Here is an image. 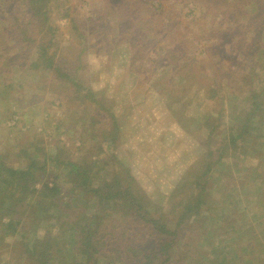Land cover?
I'll list each match as a JSON object with an SVG mask.
<instances>
[{"label": "trees", "instance_id": "obj_1", "mask_svg": "<svg viewBox=\"0 0 264 264\" xmlns=\"http://www.w3.org/2000/svg\"><path fill=\"white\" fill-rule=\"evenodd\" d=\"M51 1L56 2L55 0H10L9 2L12 3L6 4L1 14L5 20L8 18L9 25H1V28L6 30L5 33L10 40L16 41L23 50L17 55L31 57V66L43 71L52 69L59 81L68 83L61 89L60 94L66 97L70 106L67 117L76 115V120L72 123L74 125L84 119L79 112L81 106L92 112L96 110L94 103L99 110L104 111L110 110L112 104L91 86L90 81L77 77L76 68L72 64L66 60L61 62V51H65L67 47L58 45L55 33L57 26L53 24L52 17L50 20L49 15L53 10ZM204 2V6L215 14L214 17L226 14L232 15L238 20L237 22H240L239 19L242 21L237 32L231 26L223 29L216 28L214 35L218 38L217 44L216 41L212 42L208 52V58L214 56L212 63L217 70L216 73H226L223 76L225 79L231 75L228 71H223L226 70L225 62L228 58L232 59V62L240 58L237 62L241 63L242 60L246 64L242 83L236 91L229 90L225 99L228 102L229 113L233 117L232 122L226 124L222 120L224 117L222 108L219 111L207 109L204 111L205 114L197 112L195 120L186 114L188 106L205 104L207 100H223L226 91L225 87H222L224 81L215 82L213 89L207 86L206 89L203 88L204 83L198 74L200 72L198 63L188 58L186 53L180 51V48L171 51L167 47L162 49V54L168 56L173 62L172 65L160 68L168 69L176 74L171 78L167 75V79L155 81V83L151 82L152 78L147 80L152 86L158 88L156 93L159 99L166 100H164L166 103L162 101L163 111L156 117L163 116V123L171 113L169 116L174 119H171V123L168 124L176 123L179 129L198 143V148L196 151L193 150L191 155H181L177 161L178 164H174L177 165L174 169L178 170V175L168 191L158 195V199H163L162 203L154 200L155 197L146 191L134 174L132 166L125 160L118 159L117 150L121 143L116 122L111 129H104L102 124L99 125L94 121L88 122L87 128L89 136H92L89 130L90 125L95 131H99L100 151L105 146L109 148L113 145V151L107 155L108 161H104L107 166L114 165L115 169L112 171H109L108 167L106 169L99 167L97 165L99 161L85 156V160L79 162L64 160L59 155L55 158L50 156L44 158V161L52 159L56 164L65 166L67 172L64 180H58L59 177H57L55 181L49 182L45 177L42 178V172L46 170L45 163L39 166L40 162L34 160L38 154L36 157L32 156L27 167L26 165L22 167L19 164L5 162L0 153V173L1 170L5 173L2 178L0 177V182L4 184L0 187V221L6 216L9 217L8 226L12 231H17V228L26 223L24 214L29 206H32L29 209L31 213H35L36 210L46 213L43 217L47 227L49 226L47 234L34 233L25 237L23 241L22 255H25L29 263L56 264L52 261L60 256L61 264H169L173 257L183 260L184 254L180 251L184 247L188 248V251L193 249V242L176 246V243H180L178 235L186 227L187 220L195 219L190 224L191 227H196L199 221H202L208 228L213 226L221 232L227 229L235 232L229 227L234 226L232 214L233 211L239 210L240 202L249 204L253 201L251 210L254 211L262 206L264 208V193L260 194L258 191L260 188L264 190V132H262L264 131V68L263 72L258 73L254 65L257 57L256 48L261 46L264 51V0H205ZM250 7H253V10ZM250 30L257 32L256 37H246V33ZM84 36L85 34L80 38ZM223 42H231L230 53L223 51ZM84 51L85 43L83 51L79 50L77 53V60L82 59ZM215 52L218 55L213 54ZM180 55L184 56L185 62L178 60ZM134 59L142 60L143 56L137 55L133 57ZM137 62L138 60L134 61V63ZM184 67L188 71L182 74L180 71ZM173 78L178 79V81L175 79L177 83L171 80ZM184 89L187 91L185 94H188V98H184L182 106H179ZM203 89L204 91H201ZM200 93L202 98L200 97L201 100L198 101L196 98ZM194 99L195 103H193ZM238 107L243 108L242 113H232L233 110H238ZM89 116L97 117L98 121L102 122L101 114L90 113ZM159 123L160 121H157V124ZM205 128L209 133L206 138L202 133ZM222 128L224 132L220 138L212 135V133L219 134ZM164 129L163 136L166 135L167 128ZM80 139L83 140V136ZM104 142L108 143L103 144ZM237 149L249 153L245 157L242 155V159L233 163L239 174L240 187L241 185L245 187L246 195L250 191L256 195L251 199L245 197L243 199L237 192L235 200L231 202L224 199L222 195L209 193L206 185L213 177H217L214 175L215 169L228 154L227 150ZM246 149H252V151ZM41 150L42 148L37 147V151ZM256 153L261 154L262 157L258 158L256 163H249L258 156ZM155 155L160 160H165L168 156L163 145L158 147ZM86 161H88L87 164ZM110 161L111 164H109ZM170 166L172 167V163ZM244 170L246 173L243 172ZM37 178L39 181H36ZM218 178L219 176L216 180ZM36 183L40 185L36 186ZM219 184L216 182L214 188H218ZM28 197L33 198V203L28 200ZM92 197L96 198V202L100 204L101 213L82 214L86 209L83 200L92 199ZM215 204L224 211V217L220 223L216 216ZM248 207L249 205L244 210L248 211L246 209ZM171 216H173L172 221H175L173 228L169 226ZM199 217L206 218L207 222ZM41 218L42 216H39L40 220ZM254 218L256 221L263 222L264 211L256 214ZM245 221L250 223L252 219L245 216L238 226H243ZM133 225L137 227H132ZM140 225L147 229L144 230ZM255 227L256 225L252 227L253 235L251 232L250 235L244 233L238 235L236 239L232 238L231 245H235L236 248L233 259L225 260L222 256L208 253L206 263L253 264L252 260L245 257V253L255 248V242L257 244L259 232L255 231ZM200 237L201 235L197 236V238ZM149 238L156 240L157 249L156 247L143 249ZM258 249L259 254L256 253V256H263L264 242ZM259 262L264 264V259H260Z\"/></svg>", "mask_w": 264, "mask_h": 264}, {"label": "rangeland", "instance_id": "obj_2", "mask_svg": "<svg viewBox=\"0 0 264 264\" xmlns=\"http://www.w3.org/2000/svg\"><path fill=\"white\" fill-rule=\"evenodd\" d=\"M9 1L0 0V153L5 162L27 167L32 156L36 157L38 154L34 160L40 162L39 166L45 163L46 172H42V178L45 177L49 182L55 181L57 177H59L58 180H64L67 172L65 166L56 164L52 159L44 161V158L50 156L55 158L59 155L64 160L77 162L88 157L99 161L97 164L99 167L105 169L108 167V170L112 171L115 169L114 165L107 166L104 161H108L107 155L113 151V145L109 147L110 149L105 146L100 151L99 131H95L90 125L89 130L92 136H89L87 128L88 122L92 121L99 125L102 124L104 129L113 128L116 122L121 143L117 150L118 159H123L130 164L146 191L155 197L154 200L162 203L163 199H158V195H163L166 190L168 191L178 175V170H175L177 165L174 164H178L177 161L181 155H191L198 148V143L179 129L176 123L168 124L171 123V119H174L169 116L171 113L163 123V116L160 117L161 119L156 117L163 111L162 101L166 103V100L159 99L156 93L158 88L152 86L147 80L152 78L151 82L155 83L159 80L164 81L167 75L171 78L176 74L175 71L174 74L168 69L160 68L172 65L173 61L162 54V49H167V47L171 51L180 48V51L186 53L188 58L198 63L200 71L198 74L204 83L203 88L207 86L213 89L215 82L224 81L222 87H225L226 91L223 100H207L205 104L188 106L186 114L195 120L197 112L205 114L204 111L207 109L219 111L222 108L224 113L222 120L226 124L232 122L233 117L229 113L228 102L225 99H227L229 90L233 92L239 88L243 81L246 64L242 60L241 63L237 62L240 58L235 62L228 58L225 62L226 70L223 71H228L231 75L225 79L223 76L226 73H216L217 70L212 63L214 56L208 58V52H210L212 42L218 39L214 35L216 28L223 29L231 26L237 32L242 21L239 19L240 22H237L238 20L232 15L226 14L214 17L215 14L204 6L205 0L51 1L50 5L53 10L49 15L50 20L52 17L53 24L57 26L55 33L58 45L67 47L65 51H61V62L66 60L72 64L76 68L77 77L90 81L91 86L112 104L110 110L104 111L99 110L94 103L96 110L92 112L81 106L79 112L84 119L74 125L72 123L76 120V115L67 117L70 106L66 97L60 94L61 89L68 83L59 81L52 69L43 71L31 66V57L17 55L23 50L16 41L10 40L8 34L5 33L6 30L1 28V25H9L8 18L5 20L1 15L6 4L12 3ZM250 9L253 10V7ZM83 34L85 36L80 38ZM256 34V31L250 30L246 33V37H256ZM84 43L85 51L79 61L76 56L79 50L83 51ZM215 43L217 44V41ZM230 45L231 42H223V51L230 53ZM261 48L263 47L258 46L255 50L257 57L254 65L258 73L263 72L264 68V51ZM213 54L218 55L217 52ZM137 55L143 56V59H137L138 62L134 63L137 60H133V57ZM183 57V55L178 56V60L185 62ZM181 70L182 74L188 71L186 67ZM175 79L177 78L171 80L177 83L178 79L177 81ZM186 92V89L182 91L179 106H182L184 98H188ZM200 97L202 98L201 93L196 99L200 101ZM242 110V107H238V110H233L232 113H242ZM90 113L101 114L102 122L100 123L97 117L91 118ZM157 121L160 123L157 124ZM164 128H167V136H163ZM223 132L224 128L219 134L212 133V135L220 138ZM202 133L206 138L209 134L208 129L205 128ZM82 136L83 140L80 139ZM253 136L255 137L254 134ZM105 143L108 142L103 144ZM160 145L166 148L168 156L165 160L157 159L155 155ZM37 147L42 150L37 151ZM88 150L90 152H87ZM246 150L252 151V149ZM227 151L228 154L215 169L214 175L219 178L216 180L217 177H213L207 183L206 189L209 193L222 195L224 199L231 202L235 200L237 192L243 199L244 197L251 199L256 194L253 191H250L248 195L245 194L246 189L242 185L240 187L239 174L233 164L242 159V155L245 157L249 153L241 152L245 151L241 149ZM256 155L258 156L249 163H256L258 158L262 157L261 154L256 153ZM243 172L246 173V170ZM3 174L5 173L1 170V178ZM37 179L36 181H39V178ZM216 182L220 183L218 188H214ZM39 185L36 183V186ZM3 186L4 184L0 182V187ZM258 191L260 194L264 193L263 188ZM28 200L33 203V198L28 197ZM96 200L93 197L83 200L86 209L82 214L101 213V206ZM252 202L249 204L240 202L239 210L233 211L234 226L229 228L234 229L235 232L229 229L221 232L213 226L208 228L202 221H199L196 227H191L190 224L195 219L187 220L186 227L178 235L180 243H176V246L193 242V249L188 251V248L184 247L181 251L179 250L184 254L183 260L173 257L169 264H182V261L183 264H207L208 253L222 256L225 260L233 259L236 248L235 245H231L232 238L236 239L238 235L244 233L250 235L252 232L253 235V225H256L255 231L259 232V237L256 239L257 244L256 242L254 244L255 248L245 253V257L252 260L253 264H260L259 260L264 259V255L256 256V253L259 254L258 248L264 242V221H256L254 217L256 214H261L264 208L262 206L256 211L251 210ZM248 205L249 207L246 208L248 211H245ZM31 207L29 206V209ZM215 208L218 223H220L224 217V211L219 208L218 204H215ZM29 209L24 214L26 223L17 228V231H12L8 226L9 217L1 219L0 264H31L28 259H25V255H22L25 237L34 233L47 234L49 226L47 227V222L43 217L46 213L38 212V210L31 213ZM39 216H42L41 220ZM245 216L251 217L252 222L245 221L243 226H238ZM172 219L173 216L170 217L169 226L173 228L175 221ZM202 219L207 222L206 218ZM137 225L132 227H137ZM140 226L144 230L147 229L143 225ZM198 235L201 237L197 238ZM155 241L154 238H149L143 249L153 247L157 249ZM65 252L68 253L67 250ZM61 260L59 256L52 262L61 264Z\"/></svg>", "mask_w": 264, "mask_h": 264}]
</instances>
